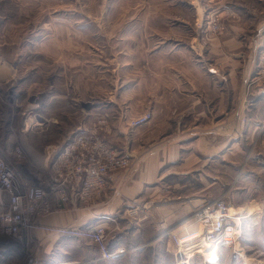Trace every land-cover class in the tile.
Returning a JSON list of instances; mask_svg holds the SVG:
<instances>
[{"label": "crops", "instance_id": "obj_1", "mask_svg": "<svg viewBox=\"0 0 264 264\" xmlns=\"http://www.w3.org/2000/svg\"><path fill=\"white\" fill-rule=\"evenodd\" d=\"M234 1L206 6L204 18L196 12L194 19L161 21L169 31L159 34L154 50L142 52L143 62L136 66L128 60L114 69L117 84L111 87L110 106L116 127H111L110 136L121 135L120 124L131 116L146 109L153 112L141 133L137 129L129 133L135 165L116 172L109 187L88 200L69 191L58 205L53 196L44 224L104 225L112 232L111 245L124 246L133 254L161 240L166 230L183 236L187 226H196L192 212L210 200L216 183L229 185L215 174L221 170L215 163L231 169L239 155L246 162L235 166L237 170L253 171V166L246 167L252 160L264 169V78L258 76L264 2L257 0L260 3L250 7L245 0ZM190 3L197 9L195 0ZM213 13L225 18L227 28L206 38L200 32ZM150 40L143 36V42ZM240 52H245L243 58ZM137 55L127 52L128 59ZM211 66L218 72H210ZM32 235L52 256L69 255L70 243L82 242L40 230ZM83 243L96 260V245ZM68 258L62 264L75 262Z\"/></svg>", "mask_w": 264, "mask_h": 264}, {"label": "rangeland", "instance_id": "obj_2", "mask_svg": "<svg viewBox=\"0 0 264 264\" xmlns=\"http://www.w3.org/2000/svg\"><path fill=\"white\" fill-rule=\"evenodd\" d=\"M190 1L0 0V148L7 149L10 142L23 148L25 161L21 169L27 179L35 176L30 172L36 164L45 163L47 147L63 142L80 126L97 128L109 144L128 155V166L116 172L135 165L129 133L136 129L140 132L153 118V112L146 109L131 116L120 124L121 135L110 136L111 127H116L110 106L111 87L117 84L114 69L126 66L128 60L136 66L143 62L142 52L154 50L159 36L165 34L164 30L169 31L167 26H161V21L194 19L196 12L204 18L206 6L222 0H195L197 9ZM244 3L252 7L260 2ZM226 28L225 18L213 13L206 17L200 34L206 38L219 36ZM144 35L151 38L150 42H143ZM133 51L137 57L128 59L127 52ZM244 53L240 52L241 58ZM262 56L264 50L258 54V76L264 78ZM209 71L217 73L218 69L211 66ZM122 77L119 76V82ZM99 101L102 103L95 107ZM147 112L150 118L131 128L130 121ZM235 156L239 163L230 164L231 169L215 163L221 168L215 174L229 185L216 183L213 196L205 203L213 205L221 200L236 209L240 217L236 224L240 229L234 235L242 232L236 242L220 246L212 242L217 247L215 263L204 256L201 237L177 249L172 235H182L169 229L146 250L133 254L126 250L111 260L101 259L100 253L96 260H91V248L83 243L93 242L89 237L71 242L69 255L52 256L44 245L41 249L33 231L23 232L22 238L9 243L0 236V264H62L68 257L74 259L72 264H264V169L257 168L252 160L246 167L253 166V171L237 170L235 166L243 167L245 160L244 156ZM196 212H192V224L200 225ZM107 232L111 238L110 229Z\"/></svg>", "mask_w": 264, "mask_h": 264}, {"label": "built area", "instance_id": "obj_3", "mask_svg": "<svg viewBox=\"0 0 264 264\" xmlns=\"http://www.w3.org/2000/svg\"><path fill=\"white\" fill-rule=\"evenodd\" d=\"M262 58L264 62V56ZM150 115L147 112L133 118L130 121L131 128L145 123ZM47 148L45 163L43 166L36 164L30 172L35 176L28 177L29 181L21 169V164L25 161L23 148L11 142L7 149L0 148V236L7 243L15 238H22L23 232L36 230L74 238L89 237L98 247L101 259L119 258L126 252V248L111 245L104 225L54 226L44 224L42 218L52 211L53 196L57 198L58 205H61L69 191L79 200H88L106 190L114 173L128 166V155L109 144L97 128L86 126H80L63 142ZM11 156L13 160L10 159ZM219 208L226 213L229 205H224L221 200L213 205L205 204L196 210V218L201 223L204 218L200 219V216L207 215V212L213 214ZM236 218L237 216L211 218L204 223L206 238L216 241L219 246L236 242L242 231L235 235L228 234L229 231L240 229L236 225ZM231 225L235 227L234 230L228 228ZM211 229L212 232H208ZM172 237L178 244L177 249H180L181 238H177L175 234Z\"/></svg>", "mask_w": 264, "mask_h": 264}, {"label": "bare ground", "instance_id": "obj_4", "mask_svg": "<svg viewBox=\"0 0 264 264\" xmlns=\"http://www.w3.org/2000/svg\"><path fill=\"white\" fill-rule=\"evenodd\" d=\"M200 206H198L196 208V210H198V208L200 207H204L205 203L203 204H199ZM211 205V204H210ZM237 215L236 219H240L238 212L236 211V209L229 207L227 209L226 213H223L220 208L213 214L207 212V215L204 216H200L202 218H204V220H202V222L200 223V225H196L193 227H186V232L185 235H183L181 238V242H182V246L184 247L186 244L188 245L189 243H191L192 240L196 239V238H202V240H204V256L206 257V259L208 261H210L211 263H215L217 261L218 258V254H217V246H219L218 243H216V241H207L208 239L205 236V231H204V226H205V222H207L208 220H210L211 218H216V217H222V216H235ZM207 217V218H206ZM216 220V219H215ZM216 226V225H215ZM228 228L233 229L234 230V226H229ZM213 229L209 230L208 232H212ZM233 233V234H232ZM235 231H229L228 234H232L234 235ZM206 239V241H205ZM212 242H215L216 245ZM182 248V247H181Z\"/></svg>", "mask_w": 264, "mask_h": 264}]
</instances>
